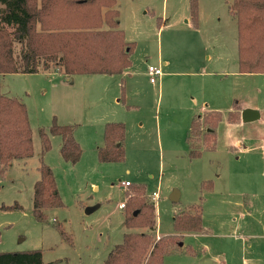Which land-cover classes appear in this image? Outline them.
<instances>
[{
  "label": "rangeland",
  "instance_id": "1",
  "mask_svg": "<svg viewBox=\"0 0 264 264\" xmlns=\"http://www.w3.org/2000/svg\"><path fill=\"white\" fill-rule=\"evenodd\" d=\"M190 1L116 0L119 28L134 43L131 67L121 75H78L69 82L55 70L0 76V94L24 103L33 142V156L13 161L0 177V207H9L0 209V253L39 252L43 264H101L130 231L120 204L142 186L154 206L152 235L167 240L162 264H264V74L238 73L227 0H194L195 25ZM148 67L161 69L154 84ZM235 109L259 117L243 123L239 114L231 123L228 112ZM210 112L220 113L215 141L198 143L195 134L204 128L196 119ZM53 119L73 128L81 156L65 162L60 137L49 136L41 161L52 171L62 206L47 210L44 223L32 216V196L38 130L48 132ZM108 122L125 125L119 163L97 157ZM190 126L200 146L196 158L186 144ZM195 205L203 232L177 234L174 217Z\"/></svg>",
  "mask_w": 264,
  "mask_h": 264
},
{
  "label": "trees",
  "instance_id": "2",
  "mask_svg": "<svg viewBox=\"0 0 264 264\" xmlns=\"http://www.w3.org/2000/svg\"><path fill=\"white\" fill-rule=\"evenodd\" d=\"M228 10L236 22L237 69L240 74H264V0H227ZM190 15L195 25L197 7L190 1ZM116 0H0V76L56 72L67 78L78 75H121L131 67L134 43L126 42L119 28ZM123 84V80L121 81ZM238 110L228 112V121H239ZM219 112L196 119L203 126L195 136L198 143L215 141ZM192 125V124H191ZM194 130V129H193ZM190 126L186 139L190 158L200 155L194 145ZM40 139L39 179L32 196V216L47 222V210L62 202L51 169L41 157L50 149L49 136H59L61 158L78 162L81 150L71 126H60L53 119L48 132L38 130ZM103 145L97 149L102 163L124 160L125 125L108 122L103 127ZM33 156L32 130L24 103L0 94V177L13 161ZM130 185H128L129 187ZM122 240L101 264H162L167 250L166 238L154 239L153 203L145 201L142 186H136L123 203ZM16 207H18L16 205ZM1 206V210L8 209ZM201 209L173 219L177 234L203 232ZM147 229L139 232V229ZM62 236L64 232H61ZM0 264H43L39 252L0 253Z\"/></svg>",
  "mask_w": 264,
  "mask_h": 264
},
{
  "label": "water",
  "instance_id": "3",
  "mask_svg": "<svg viewBox=\"0 0 264 264\" xmlns=\"http://www.w3.org/2000/svg\"><path fill=\"white\" fill-rule=\"evenodd\" d=\"M259 114L251 109H245L240 113V118H241V122L246 123V122H251L254 121L256 119H258ZM170 200L173 202H176L179 200V193L175 190L172 192V194L169 196ZM96 208H98V206H93V207H89L86 209V213H90L93 210H95Z\"/></svg>",
  "mask_w": 264,
  "mask_h": 264
},
{
  "label": "built area",
  "instance_id": "4",
  "mask_svg": "<svg viewBox=\"0 0 264 264\" xmlns=\"http://www.w3.org/2000/svg\"><path fill=\"white\" fill-rule=\"evenodd\" d=\"M147 72L150 76L149 78V82L154 84L156 83V81L160 78V76L162 75L161 69L160 67H148ZM122 187L126 188L128 187V183L127 182H122L121 184ZM151 201L154 202L156 200H158V196L156 194H154L153 196L150 197ZM123 203L120 204V208H123Z\"/></svg>",
  "mask_w": 264,
  "mask_h": 264
},
{
  "label": "crops",
  "instance_id": "5",
  "mask_svg": "<svg viewBox=\"0 0 264 264\" xmlns=\"http://www.w3.org/2000/svg\"><path fill=\"white\" fill-rule=\"evenodd\" d=\"M117 4V3H116ZM119 12V11H118ZM162 76V75H161ZM160 76V77H161ZM73 78V77H72ZM71 80V78H66V81L69 82Z\"/></svg>",
  "mask_w": 264,
  "mask_h": 264
}]
</instances>
